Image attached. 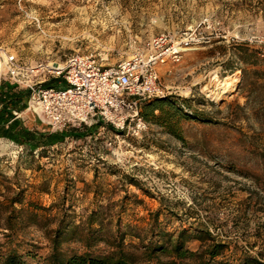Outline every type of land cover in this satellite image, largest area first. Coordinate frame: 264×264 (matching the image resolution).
<instances>
[{
  "label": "rangeland",
  "instance_id": "374dc122",
  "mask_svg": "<svg viewBox=\"0 0 264 264\" xmlns=\"http://www.w3.org/2000/svg\"><path fill=\"white\" fill-rule=\"evenodd\" d=\"M241 44L258 51L264 68V0H0L4 51L55 66L76 52L109 64L157 57L163 94L188 99L184 112L206 120L173 112L166 119L177 137L146 113V98L142 123H106L115 130L70 138L46 156L0 137V264L13 251L46 264L48 231L61 220L78 226L61 246L67 254L125 253L152 264L171 258L157 246L170 248L181 229L198 227L226 244L220 259L264 258L263 90L239 59ZM167 47L179 51L178 61L161 55ZM60 81L66 88L61 78L51 86ZM16 112L48 131L34 113ZM20 190L15 206L26 211L14 213L10 198ZM27 211L37 212L36 222Z\"/></svg>",
  "mask_w": 264,
  "mask_h": 264
},
{
  "label": "built area",
  "instance_id": "2783aa9c",
  "mask_svg": "<svg viewBox=\"0 0 264 264\" xmlns=\"http://www.w3.org/2000/svg\"><path fill=\"white\" fill-rule=\"evenodd\" d=\"M161 55L178 61L179 51L167 47ZM158 58L143 56L109 64L90 54H70L62 65H36L22 61L17 54L0 47V96L4 77L29 90L26 111L32 112L52 131L70 126L92 125L99 121L124 129L135 121L142 123V100L163 96L156 69ZM61 78L67 84L47 86ZM0 101V111H1ZM18 117L20 114L14 111Z\"/></svg>",
  "mask_w": 264,
  "mask_h": 264
},
{
  "label": "trees",
  "instance_id": "16d2710c",
  "mask_svg": "<svg viewBox=\"0 0 264 264\" xmlns=\"http://www.w3.org/2000/svg\"><path fill=\"white\" fill-rule=\"evenodd\" d=\"M239 46V59L245 64H250L254 68L251 69L252 72L258 79L256 81H261L257 82V84L259 85L260 90H263L259 95L264 102V68L258 66V51L249 48L245 44ZM239 69L242 73H246L244 68ZM56 80L57 79H52L47 82L46 85L51 86V83ZM29 95L30 93L28 89L22 88L20 90H15V86L10 88L9 85L5 83L2 85L0 96L2 104L0 111V137L9 139L15 144L21 146L28 155L34 156L35 153H40L42 156H46V153H48L51 148L66 142L70 138L80 141L87 139L88 136H92L100 131V129L106 127L115 130L113 126L102 121L92 125L82 124L81 126H70L63 131H51L49 126L48 131L34 129L28 121L22 120L14 114L15 110L23 111L26 109ZM148 99L149 102L145 105L146 113L151 115L156 122H163V125L169 129V132L177 137H181V134L170 128L168 120L166 119L172 117L173 112L178 117H195L206 121L205 118L199 114L193 112H190L191 114H189L188 112H184L181 105H188V99L180 100V98L176 96L167 95L151 97ZM156 110L160 113L156 114ZM10 189L13 188L10 186ZM22 192L23 190H20L10 198V204L14 213L26 211L24 208H16L15 206L16 203H22L23 199L20 197ZM28 213L30 215L29 219L36 222L38 219L37 212L35 213L31 211ZM157 214L158 213H156V215ZM97 221L96 218H92L90 224L91 230L98 229L93 228V225L96 224ZM156 222H158V217L155 218V223ZM119 225H121V220H119ZM9 228L11 229L13 226H9ZM77 228L78 226L75 224H68L61 220L55 229L48 231L50 233L52 252L48 256L46 264H136L133 256L125 253L93 255L90 252H85L80 254H67L62 250L61 246L65 241L72 239V235L76 232ZM118 231L120 239L123 240L127 232H123L121 227H119ZM193 241H200L209 244L205 250L199 252L188 248V244ZM225 249L226 244L217 242L209 230L198 227L191 229L183 228L178 232V235L171 243L170 248L166 249L165 246H157L154 249L169 252L171 258L168 260L157 259L156 262L152 264H264L263 257L251 254L240 255L234 260L220 259L219 257L222 256ZM1 264L30 263L22 254L13 251L6 254Z\"/></svg>",
  "mask_w": 264,
  "mask_h": 264
},
{
  "label": "crops",
  "instance_id": "0c3cea01",
  "mask_svg": "<svg viewBox=\"0 0 264 264\" xmlns=\"http://www.w3.org/2000/svg\"><path fill=\"white\" fill-rule=\"evenodd\" d=\"M8 80L9 79L7 77H4L3 84H5V83L8 84V82H7ZM8 85H9L10 88L15 86V90H20V89L23 88V87L19 86L16 83H13V82H11V84H8Z\"/></svg>",
  "mask_w": 264,
  "mask_h": 264
},
{
  "label": "bare ground",
  "instance_id": "6f19581e",
  "mask_svg": "<svg viewBox=\"0 0 264 264\" xmlns=\"http://www.w3.org/2000/svg\"><path fill=\"white\" fill-rule=\"evenodd\" d=\"M176 51H178V50H176ZM0 70H2V63L0 62Z\"/></svg>",
  "mask_w": 264,
  "mask_h": 264
}]
</instances>
